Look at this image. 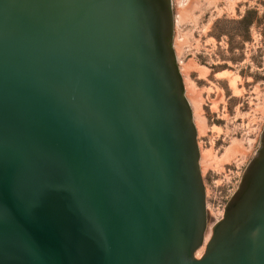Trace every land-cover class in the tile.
Returning <instances> with one entry per match:
<instances>
[{
    "label": "water",
    "instance_id": "95a60500",
    "mask_svg": "<svg viewBox=\"0 0 264 264\" xmlns=\"http://www.w3.org/2000/svg\"><path fill=\"white\" fill-rule=\"evenodd\" d=\"M172 36L171 0H0V264H264V128L196 257Z\"/></svg>",
    "mask_w": 264,
    "mask_h": 264
},
{
    "label": "rangeland",
    "instance_id": "374dc122",
    "mask_svg": "<svg viewBox=\"0 0 264 264\" xmlns=\"http://www.w3.org/2000/svg\"><path fill=\"white\" fill-rule=\"evenodd\" d=\"M171 1L172 44L200 150L208 240L264 128V23L240 45L223 30L246 8L262 15L264 0ZM204 248L203 242L201 254Z\"/></svg>",
    "mask_w": 264,
    "mask_h": 264
},
{
    "label": "trees",
    "instance_id": "16d2710c",
    "mask_svg": "<svg viewBox=\"0 0 264 264\" xmlns=\"http://www.w3.org/2000/svg\"><path fill=\"white\" fill-rule=\"evenodd\" d=\"M230 25L229 29L223 30L231 39L239 38L236 42L240 45L245 40L250 38V29L255 26L258 27L264 23V13L258 16V11L255 7L246 8L240 17L226 20ZM264 35V30H262Z\"/></svg>",
    "mask_w": 264,
    "mask_h": 264
},
{
    "label": "bare ground",
    "instance_id": "6f19581e",
    "mask_svg": "<svg viewBox=\"0 0 264 264\" xmlns=\"http://www.w3.org/2000/svg\"><path fill=\"white\" fill-rule=\"evenodd\" d=\"M185 83V82H184ZM197 116V115H196ZM207 235L205 236V238H204V244H205V242L207 241ZM200 254H201V249H199L197 252H196V257L198 258L199 256H200Z\"/></svg>",
    "mask_w": 264,
    "mask_h": 264
}]
</instances>
